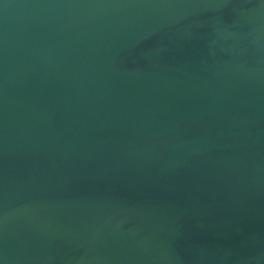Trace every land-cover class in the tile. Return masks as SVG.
<instances>
[{
	"label": "water",
	"instance_id": "1",
	"mask_svg": "<svg viewBox=\"0 0 264 264\" xmlns=\"http://www.w3.org/2000/svg\"><path fill=\"white\" fill-rule=\"evenodd\" d=\"M2 264H264V0H0Z\"/></svg>",
	"mask_w": 264,
	"mask_h": 264
},
{
	"label": "snow or ice",
	"instance_id": "2",
	"mask_svg": "<svg viewBox=\"0 0 264 264\" xmlns=\"http://www.w3.org/2000/svg\"><path fill=\"white\" fill-rule=\"evenodd\" d=\"M0 264H2V262H0Z\"/></svg>",
	"mask_w": 264,
	"mask_h": 264
}]
</instances>
